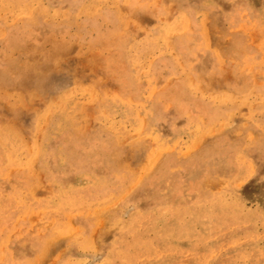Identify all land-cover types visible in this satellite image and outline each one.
I'll return each instance as SVG.
<instances>
[{
    "label": "rangeland",
    "instance_id": "rangeland-1",
    "mask_svg": "<svg viewBox=\"0 0 264 264\" xmlns=\"http://www.w3.org/2000/svg\"><path fill=\"white\" fill-rule=\"evenodd\" d=\"M212 200L239 222L164 264H264V0H0V264H102Z\"/></svg>",
    "mask_w": 264,
    "mask_h": 264
},
{
    "label": "bare ground",
    "instance_id": "bare-ground-1",
    "mask_svg": "<svg viewBox=\"0 0 264 264\" xmlns=\"http://www.w3.org/2000/svg\"><path fill=\"white\" fill-rule=\"evenodd\" d=\"M97 179H98V177H97ZM86 180H87V178H86ZM101 180H100V182H101ZM108 182H110V181H108ZM234 184H235V182H234ZM126 189H127V187H126ZM107 196H108V194H107ZM103 197H105V196H103ZM85 199H87V198H85ZM217 199H220V198H217ZM80 203H82V202H80ZM200 203H202V202H200ZM222 203H224V202H222ZM65 204H67V203H65ZM218 204H219V202L217 200H212L209 208H207L208 211H205L200 207L194 208V210H192L191 217L194 220H196V222H199L198 224L204 226V230H202L200 232H197L198 230L195 231L194 228L191 226H189L190 229H187V228L181 229L180 228L181 226L177 225L175 227V225L172 223L167 224L163 227V217L161 220L162 223L159 224L160 221L158 222V219L161 216H163V204L158 206L155 209L143 210V211L136 212V214H134L132 217L130 216L131 217L130 218L131 229L128 228L125 231L123 230L124 232H126L125 236L121 235L122 240L119 239V241H117V243L114 245L113 252H112L113 254H112L111 259L110 258L107 259L102 264H164V261L167 258L168 253L173 251V250H177V252H178L180 250L181 242L184 241L185 239H189V237H193V240L196 242H205L208 239L215 238L216 235L214 233H216L220 227H222L221 231H223L224 229H229V227L231 228L232 225L237 224L240 220V219L237 220L238 217L235 218L236 216L229 213L226 207H224L225 211H223V213H225V215H220V214L214 213L213 207L216 208L218 206ZM166 208L167 207H165V209ZM169 210L171 211V214H174V216L178 215V219H180L178 209L171 208ZM168 213H169V211H168ZM227 215L229 216V219L227 218L228 217ZM242 218H244V217H242ZM207 221H208V223H207ZM207 225H208V227H207ZM235 239L237 240V242H239L238 235L235 236ZM247 242L249 243L251 241L246 239L245 243H247ZM67 264H76V263H67Z\"/></svg>",
    "mask_w": 264,
    "mask_h": 264
}]
</instances>
